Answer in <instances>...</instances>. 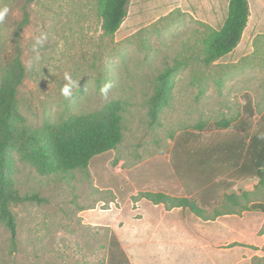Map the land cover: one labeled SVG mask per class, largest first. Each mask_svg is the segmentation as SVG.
Here are the masks:
<instances>
[{"label":"rangeland","instance_id":"374dc122","mask_svg":"<svg viewBox=\"0 0 264 264\" xmlns=\"http://www.w3.org/2000/svg\"><path fill=\"white\" fill-rule=\"evenodd\" d=\"M247 1L249 18L238 45L208 67L191 61L182 68L170 104L153 122L147 99L157 74L174 58L191 59L202 49L209 27L222 25L228 0H129L127 15L113 36L101 29L99 0H0L11 10L0 24V79L18 55L25 77L17 97L27 122L32 127L44 120L59 122L117 99L123 128L116 148L93 156L87 170L75 169L73 177L43 175L17 160L15 187L21 195L36 193L43 201L11 206L16 235L12 240L0 223V264H110L112 252L119 264H127L114 244V237L120 245L124 237L118 238L106 224L84 222L80 211L98 206L110 218L118 213L116 226L125 225L127 231L136 219L145 217L150 223L153 217L150 202L139 203L141 192L164 188L177 194L179 186L208 217L215 209L233 207L235 213L204 220L185 210L179 215L184 226L199 224L206 231L205 248L195 249L193 238L144 237L146 261H152L154 252L150 241L166 240L173 243V264H245L248 253L249 264H264V211L256 202L231 206L225 198L252 190L256 181L216 186L206 203L201 199L208 195L193 177L178 175L172 166L175 138L198 121L205 123L203 134L215 135L224 132L210 128L220 119L254 126L264 116V0ZM41 34L47 38L33 51ZM66 72L78 80L71 100L60 93ZM109 81L112 88L105 99L100 88ZM253 199L264 203L259 193ZM180 242L190 249L178 247Z\"/></svg>","mask_w":264,"mask_h":264},{"label":"trees","instance_id":"16d2710c","mask_svg":"<svg viewBox=\"0 0 264 264\" xmlns=\"http://www.w3.org/2000/svg\"><path fill=\"white\" fill-rule=\"evenodd\" d=\"M129 0H99L101 29L104 35L113 36L127 15ZM249 18L247 0H228L227 14L219 29L209 27L203 37L202 49L194 51L191 59L174 58L155 78L153 91L147 99V114L153 122L159 121L162 110L172 100L177 74L191 61L208 67L230 53L240 42ZM25 77V68L18 55L6 64L0 79V223L13 240L16 220L11 206L16 203L43 201L36 193L21 195L15 187L16 162L27 163L43 175L62 174L73 177L75 169L87 170L90 159L102 152L113 150L122 141L121 102H106L101 108L82 114H72L59 122L44 120L32 127L21 113L18 104V87ZM220 119L211 129H223L215 135L203 134L206 127L198 121L192 130L180 132L173 145L172 166L179 175L193 177L196 184L208 195L202 202L210 203L211 190L226 185L231 188L236 181L255 180L252 190L225 196L231 206L239 201L256 202L264 211L255 194L264 197V116L254 126L238 120ZM209 192L211 194H209ZM153 204H163L166 209L181 208L195 216L209 220L220 215L235 213L233 207L214 210L212 217L191 196H172L161 191L140 193ZM114 244L128 261L116 237ZM264 250V249H263ZM110 264H119L115 252L109 256Z\"/></svg>","mask_w":264,"mask_h":264},{"label":"crops","instance_id":"0c3cea01","mask_svg":"<svg viewBox=\"0 0 264 264\" xmlns=\"http://www.w3.org/2000/svg\"><path fill=\"white\" fill-rule=\"evenodd\" d=\"M157 191H161L163 193L172 196H188L187 194H185V190L182 188V186H179L178 189H176V191H179L177 194L164 188L157 189L153 192H157ZM141 199L139 201L140 204H142L143 199L146 200L145 198H141ZM149 204L151 205V211L153 216L152 218H150L151 222L146 223L145 221L147 219L145 217H141L139 219H136L137 221L135 223V226L131 229H128L127 231L125 230L126 229L125 225L121 227L119 226V224H117L116 226V223H118V218H117L118 213L113 212V214L116 215L110 218V215L108 214L105 215V213H103L102 210L104 209H98L99 211H97L98 206H96V208L83 209L80 211V215L87 218L86 221L84 220V222H87L88 224L91 225L106 224L115 232L116 235H118V238H121V236H123L124 239H119V240L121 243V247L123 248L124 252L126 253L130 261V264H173L171 260L173 243L172 241H166V240L164 242L150 241L151 243H154V252L150 254L152 256V261L149 260L146 261L144 258L146 242L140 239L144 237L152 236L157 238L161 237V238H169V239H172L173 237L193 238L196 239L194 241L196 247L193 245L195 249H197L198 246H200L203 249L205 248L202 239L206 231L203 228H201L199 224H196V227L192 229L185 227L183 219H181L179 216L181 214L183 217L184 216L183 212L185 210H182L181 208L166 209L163 204H153L151 202ZM174 214L177 215L173 217ZM110 219L112 220L110 221ZM186 243L187 242L185 243L180 242V245L178 247L183 246L185 248L190 249L188 246L191 245ZM210 246H212L211 243ZM251 256L252 254L250 253L247 254V257L245 259V264H249V260Z\"/></svg>","mask_w":264,"mask_h":264},{"label":"clouds","instance_id":"9594fccd","mask_svg":"<svg viewBox=\"0 0 264 264\" xmlns=\"http://www.w3.org/2000/svg\"><path fill=\"white\" fill-rule=\"evenodd\" d=\"M10 7L7 4H2L0 5V24H3L8 17L10 13ZM46 35L41 34L37 37H35L34 42L32 44V50L33 51H38L39 47L43 45L44 41L46 40ZM41 73V68L39 69ZM42 75V73H41ZM112 88V83L109 81L100 88V94L103 98L107 99L108 98V93L109 90ZM78 91V80H74L72 78V75L70 73H65L64 74V83L62 84L60 88V93L61 95L66 99V100H71L73 96L77 93Z\"/></svg>","mask_w":264,"mask_h":264}]
</instances>
